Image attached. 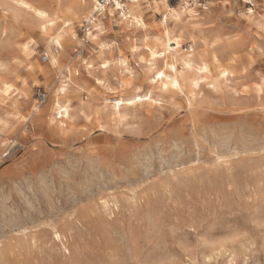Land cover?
I'll return each mask as SVG.
<instances>
[{"label":"rangeland","instance_id":"1","mask_svg":"<svg viewBox=\"0 0 264 264\" xmlns=\"http://www.w3.org/2000/svg\"><path fill=\"white\" fill-rule=\"evenodd\" d=\"M156 1L141 5L145 27L108 22L107 71L84 66L99 53L82 30L89 13L75 29L78 44L66 42L51 66L54 51L40 34L0 5V78L8 85L0 89V252L34 237L54 245L55 227L78 264H264V30L246 21V0H208L205 10L190 0L198 21L186 19L190 31L170 21L174 36L183 50L197 39L199 62L213 45L234 75L197 100L173 95L147 66L146 46L164 38ZM178 2L168 0L175 9ZM253 4L264 19V0ZM218 35L237 48L219 49ZM28 43L35 45L26 53ZM65 77L70 118L60 128L50 122L52 95ZM150 93L151 102L112 108L115 99ZM35 106L41 114L32 117ZM18 251L5 264L50 254Z\"/></svg>","mask_w":264,"mask_h":264},{"label":"bare ground","instance_id":"2","mask_svg":"<svg viewBox=\"0 0 264 264\" xmlns=\"http://www.w3.org/2000/svg\"><path fill=\"white\" fill-rule=\"evenodd\" d=\"M39 1L40 0H0V5L4 14L12 12L13 17L22 20V22L25 23L31 31L40 34L44 45L47 46L50 50L54 51L53 54L51 53V66H55L58 63L59 56L62 55L65 49L66 42L78 44V42H76L77 38L75 30L78 26L77 24H80L82 17L86 13L91 14L93 12L96 0H45V8H41L38 6ZM148 1L149 0H134L133 2H127L126 7L128 12L126 14L118 13V17L116 16L117 12L114 8L110 7L108 9V16L110 17L108 21L105 20L107 17L106 14L103 15V17L99 19L94 25L93 32L85 35V40L94 43L99 49V53L97 54V57L94 60L95 62H88L84 65L85 67L93 68L94 64H96L100 67V69L107 71L110 63L108 57L113 51L112 45H110V43L105 40L106 36L109 34L108 22H111L113 24L114 22H118L124 27H145V18L143 19L142 17L141 5L142 3ZM246 1L248 5L251 6V8L248 9L247 15L245 17L246 21H254V23L257 21L256 23H258V25H260L261 28L264 30V19H261L258 16V12L256 6L253 4V0ZM225 3H227L228 5L230 4L229 1H226ZM153 6V8L160 14L163 28L162 31H164V38L162 41L158 40L154 43L153 46H146V51L149 55L147 66L151 73H153V82L163 87L165 91L170 92L173 95L185 94L187 96L189 95L192 100H197L198 97L202 95L204 90L207 89L208 91H210V93H213L219 88L221 83L228 79L229 76L234 75L233 71L222 66L220 55L219 53L213 51V45L207 44V50L211 49V54L209 58L207 57L208 60H201L199 62V60L197 61L193 58V55L196 53L198 47L197 39L192 36L190 38L191 41L188 45V48L186 50H183L182 37L174 36V30H171V28L169 27L170 21L173 22V24L174 22L176 24L179 23V28L182 31H190L191 29H189V27L186 25V19L195 21L196 18L200 16V14L195 11L196 7H193V4H191L190 0H179L177 9H175L174 6L171 7L168 3V0L156 1L155 5ZM251 26L255 27L253 25ZM226 35L228 34L226 33ZM201 37L203 38V35ZM136 42H138L137 39ZM215 42L221 45L219 49H222V51L234 50L239 44L238 41L224 40L221 35L215 37ZM34 45L35 44L28 43L23 49L26 53H29L30 51H32ZM141 49H143V47ZM160 64L162 65V67H159ZM230 64L232 66H237L238 59L236 57L231 58ZM122 65L125 67L128 66V63L125 59L122 61ZM65 70L68 71L70 74H76L74 68L69 65L65 67ZM66 78L67 77H65L64 79ZM68 82V78L65 81H61L58 89L52 95L53 103L51 110H53V117L51 118L50 122L58 123V126L60 128H63L67 120H69L70 118V108L68 105L62 102V100L67 97L66 93L69 85ZM230 85L231 84H229V86ZM7 86V83H3L0 78V89L2 90ZM226 89L228 88L225 87L224 90ZM208 95L209 96L206 97H210V94ZM217 95L219 94H216V96ZM152 100L153 98L151 93L143 96L141 94H137L129 99H115L112 108L116 113H119L123 107H132L143 103L151 102ZM40 114L41 107L35 106L33 108L31 116L33 117ZM54 228L49 234V238L52 240L54 245L47 246V242L45 243L44 240L39 242L34 237L25 245L10 247L4 252H0V264H5L6 259L10 258V255L14 254L16 250L37 254L43 252H45L46 254L50 253L46 257L44 256L41 259L34 258V264H42L41 262H47L49 264H78L80 262L79 258H75L73 256L71 250L65 244L66 241L62 238V235L56 230H54ZM55 251H59L62 253L59 259L53 256L52 253H55Z\"/></svg>","mask_w":264,"mask_h":264},{"label":"built area","instance_id":"3","mask_svg":"<svg viewBox=\"0 0 264 264\" xmlns=\"http://www.w3.org/2000/svg\"><path fill=\"white\" fill-rule=\"evenodd\" d=\"M134 0H96L93 12L88 16L82 25L84 35H87L94 30V25L105 14L108 15V9L114 8L117 13L126 14L127 2H133ZM208 0H199V8L205 10V4Z\"/></svg>","mask_w":264,"mask_h":264},{"label":"crops","instance_id":"4","mask_svg":"<svg viewBox=\"0 0 264 264\" xmlns=\"http://www.w3.org/2000/svg\"><path fill=\"white\" fill-rule=\"evenodd\" d=\"M207 3H208V2H207ZM106 16H108V15L106 14ZM102 17H103V16H102ZM102 17H101V18H102ZM101 18H100V19H101ZM103 19H104V18H103ZM106 19H107V17H106ZM109 34H110V33H109Z\"/></svg>","mask_w":264,"mask_h":264}]
</instances>
